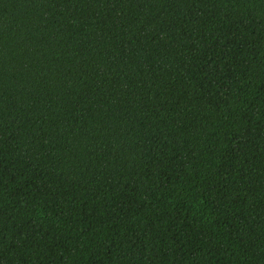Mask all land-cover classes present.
Instances as JSON below:
<instances>
[{"label": "trees", "instance_id": "16d2710c", "mask_svg": "<svg viewBox=\"0 0 264 264\" xmlns=\"http://www.w3.org/2000/svg\"><path fill=\"white\" fill-rule=\"evenodd\" d=\"M0 264H264V0H0Z\"/></svg>", "mask_w": 264, "mask_h": 264}]
</instances>
